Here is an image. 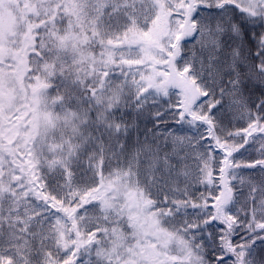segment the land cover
Returning <instances> with one entry per match:
<instances>
[{
    "label": "snow or ice",
    "instance_id": "6c2138e0",
    "mask_svg": "<svg viewBox=\"0 0 264 264\" xmlns=\"http://www.w3.org/2000/svg\"><path fill=\"white\" fill-rule=\"evenodd\" d=\"M0 264H264V0H0Z\"/></svg>",
    "mask_w": 264,
    "mask_h": 264
}]
</instances>
